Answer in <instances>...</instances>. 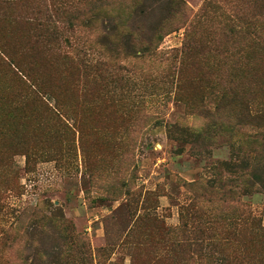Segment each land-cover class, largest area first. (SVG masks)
<instances>
[{
  "label": "rangeland",
  "instance_id": "1",
  "mask_svg": "<svg viewBox=\"0 0 264 264\" xmlns=\"http://www.w3.org/2000/svg\"><path fill=\"white\" fill-rule=\"evenodd\" d=\"M0 264H264V0H0Z\"/></svg>",
  "mask_w": 264,
  "mask_h": 264
}]
</instances>
